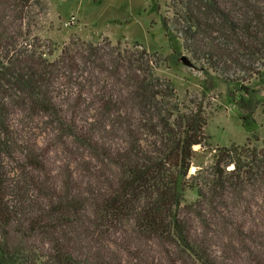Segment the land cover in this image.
<instances>
[{"label": "trees", "instance_id": "16d2710c", "mask_svg": "<svg viewBox=\"0 0 264 264\" xmlns=\"http://www.w3.org/2000/svg\"><path fill=\"white\" fill-rule=\"evenodd\" d=\"M34 6L46 8L0 0V264H165L162 252L169 264H218L213 233L254 244L253 264H264V138L254 117L264 0H172L161 18L167 56L73 35L52 58L57 44L30 37ZM180 50L233 87L253 133L215 148L210 169L192 176L194 147H211L206 114L156 73L178 64ZM254 208L262 231L245 225Z\"/></svg>", "mask_w": 264, "mask_h": 264}, {"label": "rangeland", "instance_id": "374dc122", "mask_svg": "<svg viewBox=\"0 0 264 264\" xmlns=\"http://www.w3.org/2000/svg\"><path fill=\"white\" fill-rule=\"evenodd\" d=\"M45 9L40 6L33 7V23L30 26L31 35L42 38L45 49L57 44V50L52 58L59 53V47L75 35L92 42L104 40L112 43L121 42L137 48H145L150 52L157 51L163 56L172 52L171 43L166 36L161 18L171 16L172 10L169 4L172 0H40ZM46 3V4H45ZM76 16L74 23L68 24L70 17ZM67 23V24H66ZM27 26L22 30L27 32ZM181 39L174 43L181 49ZM180 55L178 64L167 63L156 69L157 75L171 79L174 82L178 98L196 108L200 105L206 114L207 124L205 133L208 136L210 149L196 145L197 151L193 159L189 176L197 174L199 169H210L214 163L217 147L231 144L243 145L252 138L251 131L243 126L240 118V110L229 97L233 87L222 80L208 77L199 63L186 52ZM185 56L190 64H185L182 57ZM212 84V89L205 88ZM256 89L261 103L256 108L254 117L256 120L255 132L264 138V82L257 83ZM237 93V92H236ZM238 94V93H237ZM193 169V170H192ZM16 175V174H15ZM186 202L195 201L198 198L194 189H186L184 192ZM246 227L258 228L262 231L256 208L254 215L247 216ZM200 233L199 224L195 221L193 233ZM232 240L226 236H217L213 233L210 244V255L214 256L218 264H253L255 253L259 248L249 243L245 245L231 244ZM157 252L156 255H158ZM123 258L130 259L123 255ZM180 255L173 254L172 258L180 259ZM184 258V256H183ZM161 260L169 264L161 254ZM186 264H195L186 258Z\"/></svg>", "mask_w": 264, "mask_h": 264}, {"label": "built area", "instance_id": "2783aa9c", "mask_svg": "<svg viewBox=\"0 0 264 264\" xmlns=\"http://www.w3.org/2000/svg\"><path fill=\"white\" fill-rule=\"evenodd\" d=\"M74 20H75V17L74 16H71L70 17V20H69V22H68V24H72V23H74ZM67 24V23H66Z\"/></svg>", "mask_w": 264, "mask_h": 264}, {"label": "water", "instance_id": "95a60500", "mask_svg": "<svg viewBox=\"0 0 264 264\" xmlns=\"http://www.w3.org/2000/svg\"><path fill=\"white\" fill-rule=\"evenodd\" d=\"M182 60H183V62L185 64H190L189 61H188V59L185 56L182 57Z\"/></svg>", "mask_w": 264, "mask_h": 264}, {"label": "bare ground", "instance_id": "6f19581e", "mask_svg": "<svg viewBox=\"0 0 264 264\" xmlns=\"http://www.w3.org/2000/svg\"><path fill=\"white\" fill-rule=\"evenodd\" d=\"M193 170V169H192Z\"/></svg>", "mask_w": 264, "mask_h": 264}, {"label": "crops", "instance_id": "0c3cea01", "mask_svg": "<svg viewBox=\"0 0 264 264\" xmlns=\"http://www.w3.org/2000/svg\"><path fill=\"white\" fill-rule=\"evenodd\" d=\"M76 17V16H75Z\"/></svg>", "mask_w": 264, "mask_h": 264}]
</instances>
